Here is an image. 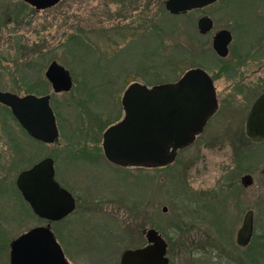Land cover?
<instances>
[{"label":"rangeland","instance_id":"374dc122","mask_svg":"<svg viewBox=\"0 0 264 264\" xmlns=\"http://www.w3.org/2000/svg\"><path fill=\"white\" fill-rule=\"evenodd\" d=\"M165 1L62 0L35 13L22 0H0V89L22 95L14 87L44 79L51 61L70 70L71 93L52 100L62 132L56 150H71L55 155L63 168L58 177L80 200L68 226L58 229L69 264H119L125 250L146 244L142 231L149 228L169 237V264H264V143L247 141L243 131L251 101L264 90V0H220L187 18L170 15ZM202 16L214 21L207 36L197 30ZM220 29L233 37L224 64L241 66L238 75L249 76L244 84L252 92L234 97L165 170L107 162L102 136L122 118L126 88L174 83L191 68L219 75L223 63L211 38ZM26 65L35 67L23 71ZM215 85L220 101L229 84ZM0 125L14 126L1 107ZM83 149L90 158L78 156ZM46 153L41 148L38 156ZM248 174L252 186L243 188ZM10 193L9 200L15 198ZM92 197L104 200L96 204ZM13 208L22 209L18 201ZM249 210L254 236L244 249L236 245V233Z\"/></svg>","mask_w":264,"mask_h":264},{"label":"water","instance_id":"95a60500","mask_svg":"<svg viewBox=\"0 0 264 264\" xmlns=\"http://www.w3.org/2000/svg\"><path fill=\"white\" fill-rule=\"evenodd\" d=\"M60 0H23L37 11L50 8ZM216 0H166L164 8L170 15L186 14L200 9ZM212 21L204 16L197 21V29L205 35L212 29ZM231 41L229 32L223 30L213 38V49L225 57ZM55 91H69L72 79L68 71L52 63L46 73ZM0 104L9 107L12 115L27 133L42 142L52 143L58 137L54 117L48 106V98L33 96L18 98L0 92ZM121 105L123 119L109 127L103 134L102 149L111 163L122 167L160 169L175 162L178 151L191 146L202 134L208 120L217 111V101L212 81L202 69H190L174 83L146 87L139 83L129 85L123 93ZM28 108H36L39 120H32ZM245 136L252 141H264V94L252 104L245 121ZM51 160H43L17 179V187L24 200L41 217L59 220L75 209V201L59 188L53 179ZM241 185L248 188L252 178L245 175ZM165 213L166 207L162 208ZM146 245L125 250L119 264H169L168 244L155 229L142 231ZM35 231L11 243V264L22 260V248L31 242ZM253 235V212L244 214L236 233V245L246 247ZM53 249L54 264H64L60 249L52 238L46 237ZM46 241V239H45ZM31 253V262L38 263L40 256Z\"/></svg>","mask_w":264,"mask_h":264},{"label":"flooded vegetation","instance_id":"af4514ba","mask_svg":"<svg viewBox=\"0 0 264 264\" xmlns=\"http://www.w3.org/2000/svg\"><path fill=\"white\" fill-rule=\"evenodd\" d=\"M61 1L62 0H60L58 4H56L50 8L37 11L35 8L26 4L22 0V2L25 3L27 6L31 7L35 11V13L45 12V11H48V10L53 9L55 7H58V5L61 3ZM219 1L220 0H216L215 2H213L212 4H209L208 6H206L204 8L194 9L192 11H202L205 8L212 7V6L216 5ZM232 2H233V0H229V4H231ZM192 11H190V12H192ZM202 17H204V16H202ZM206 17H208V16H206ZM208 18L212 21V24H213L212 29L208 33H206L205 35H201L198 32L201 36L209 35L214 28V21L210 17H208ZM145 26H146V24H145ZM223 30H225V29H220L212 35L211 47H212L213 52L217 56V58H219L217 61L222 62L224 64L226 61L228 62L230 60L229 46H230V44L232 42V38H233L231 35V32H229L228 30H225V31L229 32V34L231 36V41L228 45V52H227V55L225 57L218 56L217 53L215 52V50L213 49V38H214V36L216 35V33H218L219 31H223ZM235 58L240 59L239 56H235ZM54 62L57 63L58 65H60L64 70L68 71L70 76H71L69 69L65 68L64 66H62L61 64H59L56 61H51L48 64V66L44 72V79L34 78L31 81V85L30 84H28V86L24 85V86H22V89L20 86L14 87L16 89H13V90H21L23 92L22 95H19L12 90L2 91V89H0V92H7V93H10V94L17 96L18 98H24L26 96H33V97H36L38 99H42L45 97L48 98V106H49V109L51 110V112L53 114L55 126L57 128V133H58V137L52 143H46V142H42L38 139H35L32 136H30L27 133V131L25 130V128L23 127V125L15 119V117L12 115L9 107H6V106L0 104V107L6 112L7 116L10 117L12 119V121L14 122V126L0 125V264H11V260H10L11 259V243L13 241L21 238L22 236H25V235L31 233L32 231L33 232L35 231V235L31 239L32 241L27 242V244H25V246L22 248V250H23L22 251V260L18 264H54L53 260L55 259V257L53 256V249L49 245V242L47 241L46 237L52 238L54 240V242L58 245V247L60 249L62 259L64 260V264H69L68 260L66 258L65 250H64L63 245L61 243V237H62L61 232H59L58 229L62 228V227L65 228L66 226H68V224L70 223V218L76 212V210L78 208V201H80V200L73 193L72 189L66 183H62V181L59 180L60 178L58 177V169H62V171H63V168H62V164L59 161H57V158L55 155L57 153L60 154V152H62V151H63V153H67V152L70 153L71 150H69V149H57L56 150V145L58 143H60V141H61L60 135L62 132H61V124L59 122L58 113L56 112V110L52 106V100L55 98L56 95H66V94L71 93V91L73 89V84H72L71 89L67 92L66 91H55L53 89L52 84L48 81V79L46 77V73L49 69V66ZM223 64L220 67V69L218 68L216 70L217 73L220 72L219 75L215 74V75L210 76V74H208L211 81H212L213 89L215 91V98L217 101V111L206 123L202 134L204 133V131L208 127V125L212 122L214 117H216L221 112L223 107L227 109V108H230L232 106V99H234V97L242 95L246 98L248 96V94H250L252 92V89H253V87L250 89L249 87H247L244 84L245 81L247 82L249 80V76L238 75V73H239L238 70L240 69L241 66L235 67V66H228V64H224V65ZM33 67H35V66L34 65H26L25 67L23 66L22 70L23 71L29 70V69L33 70ZM194 69H200V68H194ZM71 79H72V77H71ZM17 80H19V79L17 78ZM26 80H27V77H21L19 81L22 84H27L28 82ZM217 82H224V83L229 84V91H225V89H223L222 93L225 94V92H226L227 94H225L226 96L223 97L222 99H220V101L218 100L217 94H216L217 86L215 84H217ZM48 89H50V92H48ZM262 94H264V90L262 92H260L259 94H257L253 98V100L251 101V103L249 105V108L247 109V114H248L252 104L255 102V100ZM27 110H28V115H30L29 116L30 118L32 117L31 118L32 120H37V121L39 120L40 113L36 108H28ZM122 110H123V108H122ZM123 117H124V112H123L122 118H120V120H118L116 122L114 121L113 124H111V125H115L116 123L120 122L123 119ZM246 117L244 120L243 131L245 129ZM111 125H109V127H111ZM109 127H106V130ZM202 134H200L196 137L194 143L198 140V138ZM246 139H247V141H251V142L264 143V141H252V140H249L248 138H246ZM102 141H103V136H102ZM41 148H44L47 151V153L42 158H40L38 156ZM101 149H102V144H101ZM186 149H184V150H186ZM184 150L178 151V153L182 152ZM85 152H86V150L83 149V150L77 151L76 153L78 154L79 157L84 156V158H90L91 156L90 155L87 156L88 153L86 152L87 153V155H86ZM102 153H103V149H102ZM178 153H177V156H178ZM102 156L111 165H113L117 168H120V169H128V168L119 167V166L111 163L110 161H108L106 159V157L104 156V153ZM177 156H176V159H177ZM46 159L51 160V162H52L54 181L58 184L59 188L66 191L67 193H69L75 201V209L73 210V212L69 213L67 216H64L63 218H61L59 220H53V219H50L48 217H41L40 215L36 214L33 211V209L30 207V205L24 200L21 191L18 189V187L16 185L17 179L20 176V174L32 169L34 166H36L37 164H39L40 162H42L43 160H46ZM176 159H175V161H176ZM68 161L69 162H68L67 168L69 169L71 162H72V158L70 157V159ZM173 164L166 166V167H163V168L166 169V168L172 166ZM130 168L131 169H150V168H143V167H129V169ZM263 173H264V170L261 171V174H263ZM13 174H15V175L12 179ZM248 175L251 176L250 174H248ZM4 182L6 183L5 187L2 186V184ZM240 185H241V183H240ZM10 190L13 192V195H15V198L12 197L11 200H9V198H8V195H11ZM91 199H92L91 201L96 203V204H97V202H101L104 200L103 198H93V197ZM17 201L19 204H21L22 209L21 208H19V209L13 208V204L14 203L16 204ZM249 211H252V210H249ZM12 226H13V228L14 227L17 228V230H15V232H14V233H16V232L17 233L14 236L10 237L11 234L9 233V230H11ZM253 236H254V213H253V235H252L251 241L249 242V244L246 247H242V248L247 249L250 246V244L253 240ZM45 239H46V241H45ZM32 252H36L35 254L40 256L41 260H39L38 263H32L31 262V259H32L31 253ZM169 263H170V259H169Z\"/></svg>","mask_w":264,"mask_h":264},{"label":"trees","instance_id":"16d2710c","mask_svg":"<svg viewBox=\"0 0 264 264\" xmlns=\"http://www.w3.org/2000/svg\"><path fill=\"white\" fill-rule=\"evenodd\" d=\"M187 14H189V12L188 13H186V14H184L183 16H186V18L188 17L187 16ZM192 69V68H191ZM190 70V69H189ZM185 73V72H184ZM183 73V74H184ZM243 137H244V135H243ZM245 138V137H244ZM247 140V139H246ZM238 157H240V156H238ZM167 169V168H166ZM156 170H159V171H162V170H165L164 168H160V169H156ZM130 213H133V214H135V212L134 211H130ZM131 226V225H130ZM129 226V227H130ZM158 232H161V234H162V236H163V231L161 230V229H159L158 228ZM164 238H165V240L167 239V241H169L170 242V239H169V237H167V235H164L163 236ZM168 243V242H167ZM170 244H172L171 242H170ZM252 244V243H251ZM171 248V247H170ZM169 252H171V250L169 249Z\"/></svg>","mask_w":264,"mask_h":264}]
</instances>
